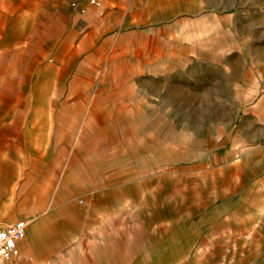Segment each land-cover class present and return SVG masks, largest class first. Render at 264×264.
Here are the masks:
<instances>
[{"label":"rangeland","instance_id":"obj_1","mask_svg":"<svg viewBox=\"0 0 264 264\" xmlns=\"http://www.w3.org/2000/svg\"><path fill=\"white\" fill-rule=\"evenodd\" d=\"M87 4L93 5L89 0H1L0 18L6 25L0 27V47L42 49L20 54L18 92L23 91L24 63L30 59L36 63L31 82L36 84L42 75L48 83L44 97L16 94L18 114L27 112L30 126L44 129L33 126L34 137L21 139L17 158L9 159L21 171L0 175V218L42 222L41 252L54 244L65 246L67 237L85 226L91 238L93 222L99 224L95 230H100L101 241L84 243V259L91 257L92 246L107 251L102 220L113 217L116 264H236L229 251L228 258L215 255L213 243L204 238V222H188L198 211L186 205L194 175L191 164L197 159L221 151L245 152L244 168L252 170V129L264 121L258 100L264 93V0L187 3L194 7V18L186 24L180 20L177 32L156 30L162 21L149 19L138 20L145 26L132 20L131 27L123 23L116 33L102 36L96 30L99 18H94L96 25H86ZM76 94L81 95L79 103ZM38 99L45 101V108H50L49 100L53 103L44 121L54 119L46 125L37 121L45 109ZM0 101L2 124H10L8 114L14 108L4 109L9 101L5 96ZM76 109L80 120L69 115ZM61 115L66 122L80 123L79 128L58 125ZM80 133L75 145L74 136ZM85 146L93 150V159L87 158L94 162L93 173L97 161L102 170H115L114 178L107 177L114 202L106 195L107 186L100 185L94 195L84 194L81 187L73 189L76 194L65 193L66 184H82L76 167L83 163L79 155ZM27 172L29 186L46 193L43 206L29 204L30 194L21 188ZM206 174L210 176H200ZM129 251L138 257L127 260Z\"/></svg>","mask_w":264,"mask_h":264},{"label":"crops","instance_id":"obj_2","mask_svg":"<svg viewBox=\"0 0 264 264\" xmlns=\"http://www.w3.org/2000/svg\"><path fill=\"white\" fill-rule=\"evenodd\" d=\"M211 1L102 0L97 4H87L85 20L86 25L88 24V26L91 25L92 27V25L94 26L98 22L94 18H99L96 30L100 36L116 33L118 26L120 28L131 27L133 24L132 20H135V26L138 24L145 26V22L138 20L149 19L162 21L160 25L155 27L156 30L162 32L163 29L169 30L171 28L170 32L174 33L177 32L175 28L180 25V20L186 24L190 19L194 18L193 13H191L194 7L187 5V3L204 4L206 2L210 3ZM0 19L2 20V18ZM4 20L3 18V26L0 25L2 28L6 25ZM167 20H171V22ZM123 23H127V26L123 27ZM0 33H3V30ZM19 48L14 49L18 50ZM37 49L33 48V50ZM79 69L80 67L77 71ZM88 70L87 75L89 76L91 70ZM77 71L75 76L76 80L79 77ZM79 96L81 95L76 94L74 96L77 103H79ZM258 100L259 104L262 105L261 108H263L264 93ZM65 111L68 115L67 107ZM80 114L81 112L76 109L74 113H70L69 115H75L77 116L76 120H80L78 117ZM120 114L121 116L125 115V112L123 113L121 111ZM113 121L115 123V120ZM79 124L76 123L75 125L71 121V123L65 122L59 123L58 125L64 128L69 126L79 128ZM90 125V123H87V126H85L89 131L93 130V128L89 127ZM36 127H39V125ZM43 129L44 127H41V130ZM252 132L250 143L252 170H245L244 168L243 155L245 152H242L241 155H231L228 152L221 151L218 154L205 155L197 159V161H194V164H191L192 174L194 175L191 181L192 186L188 192V196L191 198L189 201L187 200L186 205L190 210L198 211L194 216H192L193 214L190 215L188 222H204V238L209 241V244L213 243V249H215L213 252L215 255H218L219 258H228L227 253L229 251L231 253V259H236V264H245V259H251V264H264V121L258 125V128H253ZM34 133L35 131L33 130L32 134ZM80 134L74 136V141H76L75 145H78L81 141L82 134ZM87 137L92 138V132H87ZM95 146H92V148ZM85 148L87 147L85 146ZM81 152L83 154L81 156L79 155V157H82L83 163L78 164L76 168L77 173L81 172L78 177L82 178V184H78L77 182H74L75 186H69L70 183L66 184L65 193L68 195L76 194V191L73 189L76 188L78 192L81 187V191L84 194L94 195L99 192L97 189H100L101 186L102 188L107 186L106 195L111 202H114V199L110 197L113 190H111L112 187H110L111 184L108 183L109 178L107 177L112 174L111 176L114 178L115 170L112 169V172L104 171L102 170L100 162L97 161L98 165L97 169L95 167L94 174L92 171L94 162L91 163L92 160L87 159H93L90 155V152L92 153L93 150L90 151L87 148ZM114 157L110 158L109 156V159L114 160ZM111 164H114V161ZM202 173H209L210 176L206 174L202 178L200 176ZM101 179L103 184L99 182ZM95 180H98L96 185L93 183ZM22 188L28 190L31 197L29 198V204L31 205L35 197L46 196L41 190L32 191L28 184L23 185ZM47 200L45 203H47ZM109 211L108 214L110 213ZM102 222L103 226L107 227V230H105L108 234V238L102 241L107 240L109 242V249L107 251H100L92 246L89 252L91 257L87 260L84 259V253L82 252L84 243L101 241L100 230H95V227L97 225L99 226L98 222H93L92 226L94 230L92 231L91 238L88 237L85 226L79 229V233L77 235L74 234V237H72L73 235L68 236V242L65 241V243L67 242L65 246L62 247L60 243L54 244L50 247L49 251L42 252L37 250L40 242L38 227L42 222H28L26 228V231H28L27 239L25 238L19 241V255L8 264H116V254L114 251V244L116 242L115 219L109 217L103 219ZM50 225H53V223L50 222ZM110 235L112 236L111 238ZM225 242H227V248L223 245ZM110 247L113 248V251H110ZM129 253L127 260L137 258L139 255L130 251Z\"/></svg>","mask_w":264,"mask_h":264},{"label":"bare ground","instance_id":"obj_3","mask_svg":"<svg viewBox=\"0 0 264 264\" xmlns=\"http://www.w3.org/2000/svg\"><path fill=\"white\" fill-rule=\"evenodd\" d=\"M0 21H1L0 25H3L1 19H0ZM1 36H2V33H0V38H1ZM26 50H29L28 52L31 54L30 50H33V48L30 46H27L26 48L16 50V49H3L2 47H0V93H1L0 99H1V97L5 96V99L7 98L9 100V101H6L7 103L5 102V105L3 106L4 109L12 110L14 108L8 114V116L10 115L11 117L13 115L12 118L11 117L9 118L10 124L3 125L2 123L4 122V118L0 117V151L2 153V158L0 157V175L2 173H5V174H7L6 177L16 176L17 173H19L21 171V169L18 166V163L13 161V160H12L13 162L9 161V159L17 158L18 150H16V148L22 144L21 139L23 141H26L29 138V136L31 137L32 132H33V128L36 126L35 124L30 126L32 121L30 118L28 119L26 117L27 112H24L22 114H18V112H19L18 111V100L16 99V94H18V93H19V95L25 94L26 98L30 99L31 96H33L34 98H36V97L39 98V97H42L41 95H43V97H44L45 94L47 93L46 87H47L48 82L45 78L41 77L42 75L39 77V80L37 81L36 84L31 82V78H32V74H33V68H36V66H35L36 63H32L31 59L24 63L26 70H25V74H24L25 78H24V82H23V86H22L23 91L18 92V90H17L18 82L16 81L17 79L15 78V75L18 74V68H19L18 59H19L20 54L23 51L27 52ZM25 52L22 53V55L25 54ZM22 74H23V72H22ZM2 93L4 94V96L2 95ZM13 97H15V100ZM0 103L2 104L1 101H0ZM41 103H42V100L38 99L39 106H41ZM49 104L48 105L51 108V104H53L52 100H51V102L49 100ZM42 105H43L42 107L45 108V101H44V103H42ZM50 108H45L43 111H40V113L38 114L39 118L37 119V121H42L43 124L46 125L50 121V119H52L50 117L51 114L48 113V111L50 112ZM47 114L50 116L47 117V119L44 121V118ZM63 116L61 115V117L63 118V122H60V123H65L67 120V118L65 116L64 117ZM73 116H75V115H73ZM19 118L23 119L22 121H20L22 123H18ZM73 118L75 119V117H73ZM26 120H27V123L23 124L24 121H26ZM69 122L71 123L70 119H69ZM33 123H36V120H34ZM51 123H49V124H51ZM23 125H26L25 128H23ZM19 129H24V130L22 133H20ZM25 151H26V149H25ZM4 171H6V172H4ZM29 175H30V172H27V175H26L27 180L25 181V183L21 184V188L23 185H25V184L29 185L31 183V182H29L31 180L30 178H28ZM29 187L31 188V186H29ZM31 190L37 191L39 189L31 188ZM44 194H46V193H44ZM46 200H47V197L44 195L41 197H35L33 200L32 206H34V207L43 206V204H45ZM39 204H41V205H39ZM27 236H28V231H27L26 236H25L26 239H27ZM18 251H19V248H18Z\"/></svg>","mask_w":264,"mask_h":264},{"label":"built area","instance_id":"obj_4","mask_svg":"<svg viewBox=\"0 0 264 264\" xmlns=\"http://www.w3.org/2000/svg\"><path fill=\"white\" fill-rule=\"evenodd\" d=\"M89 1L92 4H96L101 0ZM27 224V219L4 222L0 218V264L18 254V243L26 234Z\"/></svg>","mask_w":264,"mask_h":264}]
</instances>
